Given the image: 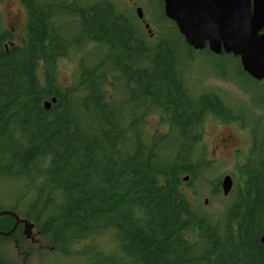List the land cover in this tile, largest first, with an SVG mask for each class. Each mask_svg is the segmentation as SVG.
<instances>
[{
	"label": "trees",
	"instance_id": "obj_1",
	"mask_svg": "<svg viewBox=\"0 0 264 264\" xmlns=\"http://www.w3.org/2000/svg\"><path fill=\"white\" fill-rule=\"evenodd\" d=\"M157 1L170 25L151 44L107 0H27V41L6 46L0 33V176L20 182L11 210L61 249L114 230L125 259L106 264H264L263 169L249 183L240 168L237 197L215 219L183 189L201 171L194 154L205 112L233 115L210 92L190 91L177 42L188 46ZM83 42L103 51L92 62L81 56L77 83L60 89L56 61ZM151 112L164 132H144ZM0 217L9 230L13 217Z\"/></svg>",
	"mask_w": 264,
	"mask_h": 264
},
{
	"label": "rangeland",
	"instance_id": "obj_2",
	"mask_svg": "<svg viewBox=\"0 0 264 264\" xmlns=\"http://www.w3.org/2000/svg\"><path fill=\"white\" fill-rule=\"evenodd\" d=\"M41 1L47 2L49 0ZM70 1L72 0H65V3ZM95 1L98 0H74V5L83 7ZM107 1L113 3L119 11L126 13L130 11V0ZM136 1L144 3V13L151 25L152 33L151 42L148 44L154 43L158 37L166 34V27H169L170 24L164 22L163 24L167 26L163 28L160 4L157 0ZM74 5L68 11L73 10ZM177 43L179 45L178 54L183 70V80L193 94L202 91L215 92L230 109L232 108L231 112L233 114L236 113L234 110H239L242 119L245 112H247L246 109L251 107L249 97L253 98L255 105H264V89L241 72L237 58L230 54L214 55L206 50H190L184 44ZM102 51L100 47L92 42H83L82 45L70 48L65 56L59 57L56 61L57 86L60 89H65L75 85L81 56L92 62L94 60L92 57L101 55ZM39 73L41 74V69H39ZM254 113L259 116L262 111L255 110ZM204 122L206 123L203 143L210 150L207 132L212 130L210 122L213 121L206 117ZM166 128V122L161 121L159 114L155 112H151L147 116V122L143 125V130L147 134L155 131L164 132ZM200 149L201 143L196 144L194 155L200 156L202 165L200 174L190 184H184L183 189L189 199L198 206L202 214L215 219L222 216L227 205L236 199L237 188L242 182V175L238 167L235 168L228 162L230 160L229 155L211 153L204 155L201 154ZM202 158L206 159L205 163H202ZM211 159L213 161H210ZM224 173H233L234 178L231 191L226 196L222 194L221 187L217 193L212 192V182L221 179ZM31 186H33V183H29L24 189L27 190ZM19 189V181L12 177L0 176V210L12 208V204L19 198ZM15 207H17L16 204ZM6 221H9V219L0 217V225L5 227ZM32 231L34 233L33 241L21 234V226L10 236L0 235V262L2 264H106L108 259L112 258V255L125 259L121 253L118 254L120 252L118 249L119 240L112 229L101 230L87 238H82L71 243L65 249L58 248L56 243L52 242L45 235L43 229L37 225H34Z\"/></svg>",
	"mask_w": 264,
	"mask_h": 264
},
{
	"label": "water",
	"instance_id": "obj_3",
	"mask_svg": "<svg viewBox=\"0 0 264 264\" xmlns=\"http://www.w3.org/2000/svg\"><path fill=\"white\" fill-rule=\"evenodd\" d=\"M162 10L191 48L207 47L215 55L232 53L239 57L244 71L257 80L264 78V0H162ZM136 12L142 16L140 8ZM55 100V97L45 100L44 107L48 108ZM183 179L187 180V176ZM231 186L230 175H223L222 194L226 195ZM1 215L12 216L14 222L0 235H11L23 223V234L33 239L30 220L9 209L0 210ZM260 242L264 246V234Z\"/></svg>",
	"mask_w": 264,
	"mask_h": 264
},
{
	"label": "flooded vegetation",
	"instance_id": "obj_4",
	"mask_svg": "<svg viewBox=\"0 0 264 264\" xmlns=\"http://www.w3.org/2000/svg\"><path fill=\"white\" fill-rule=\"evenodd\" d=\"M130 1V11L128 13L132 16V18L138 25L143 37V41L145 43H150L152 36L151 25L144 13V3L136 0ZM137 8H140L141 10V17L138 16L136 12ZM27 10V0H0V22L2 23V25L0 26V33L5 34V40L3 42L4 45H23L25 41H27ZM184 43L186 44L185 41ZM187 46L189 49L195 50L189 45ZM201 50L210 51L207 47L200 49V51ZM229 54L237 58L241 72L244 73L247 78L253 80L258 86L264 89V78L261 80H257L252 77L249 73L242 69L239 57L233 55L232 53ZM205 92L211 93V100L222 103V105L228 107L227 104L215 92L202 91L197 95L204 94ZM248 100L251 103V107L246 109L247 112H245L243 119L240 118L242 116L241 114H239L241 113L239 110H234L236 113H232V118H222L214 114L213 112L206 111L203 121L199 124L200 132L197 144L201 143V154L205 155L206 153H211L226 156L229 155L230 160L228 162H230L231 165L235 166V168L238 167V169L244 167L249 172V174L245 177V181L251 183V181L253 180L252 172H254L258 168L259 170H264V105H255L253 103V98L251 97H249ZM231 109L229 108L230 111ZM255 110H261L262 113H260L259 116H256V114L254 113ZM206 117L213 121L210 122L212 130L207 132V135L209 137L208 145H210V150L208 149V146L203 143V137H205L204 128L206 123L204 122V120L206 119ZM205 160V158H202V163H205ZM210 161H213V159H211ZM225 174L228 173H224L223 175ZM229 175L232 179L233 185V173H229ZM219 180L220 179H218L220 186ZM20 218L23 217L20 216ZM20 226L21 234L26 237V235L23 234V223H19L16 229ZM33 240L34 239H31V241Z\"/></svg>",
	"mask_w": 264,
	"mask_h": 264
}]
</instances>
